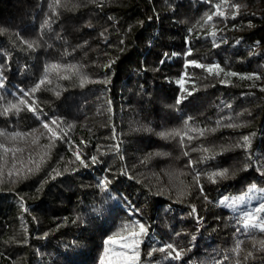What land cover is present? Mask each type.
I'll return each instance as SVG.
<instances>
[{"label":"trees","instance_id":"obj_1","mask_svg":"<svg viewBox=\"0 0 264 264\" xmlns=\"http://www.w3.org/2000/svg\"><path fill=\"white\" fill-rule=\"evenodd\" d=\"M51 3L0 0V132L32 133L0 136L23 149L14 158L0 148V264H124L131 230L121 229L133 223L147 229L139 264H264L253 246L264 233L237 231L264 201L248 193L264 189V0H228L207 24L222 0H62L55 12ZM54 63L79 73H51L26 98L35 113L5 114ZM46 122L62 138L50 139ZM173 130L187 135H159ZM222 169L226 178L208 179ZM246 193L235 210L220 203ZM168 244L180 259L160 251Z\"/></svg>","mask_w":264,"mask_h":264},{"label":"snow or ice","instance_id":"obj_2","mask_svg":"<svg viewBox=\"0 0 264 264\" xmlns=\"http://www.w3.org/2000/svg\"><path fill=\"white\" fill-rule=\"evenodd\" d=\"M227 2H228V0H222V3H219V4H217L215 6L216 11L214 13L206 14V19L204 20V23L207 24L210 21H212L214 15L223 17L224 16V12L221 9H222V7L224 5L227 4ZM61 6H64L62 4V0H52V3L49 5V7L52 9L53 12H55L56 9L58 7H61ZM232 7L238 9L239 5L238 4H234V5H232ZM45 25H47V21L45 22ZM215 34H216L215 32L211 33V35H213V36H215ZM24 43L30 49L34 47V44L31 43V42L24 41ZM191 63L194 64L196 67H204V68H206V70L210 74L213 72V67L219 69L218 65L213 66V67H208V66H205V65L198 64L195 61H192ZM61 68H63L65 70V72H69V73H72V74H78L79 73V69H78L77 65H59V64H55L54 63V64H51V65L47 66L46 69H45L44 76L34 86V88L31 89L30 92L29 91L24 92L23 93V97L19 100V102L10 104L7 108L4 109V113L7 114L8 112L13 111V110L19 112V111H22V110H25V109L35 113L37 111V107L35 105V101H33L32 104H29L28 100L26 98L30 97L33 93H35L37 90H39L42 85H44L46 83L47 84H51L52 81L49 78V76L53 72H55L61 79H70L71 78L70 75H60L59 70ZM216 74H219V71H217ZM227 75H236V73H228ZM243 78L253 79L252 76L243 77ZM256 78H259V77H256ZM80 79H81V86H83V84L87 81V77L81 76ZM179 83H181V85L183 86L184 81L181 80ZM0 87H3L2 83H0ZM189 94H191V93H189ZM183 98L184 97H181L180 99H183ZM180 99L177 100V103H180ZM50 124L51 125H55V126H57V128H59V123H58L57 120H52L50 122ZM50 124L46 122V123H43V125H42V127L44 129H46L48 133H51L50 139L51 138H56V139L62 138V137L57 135V132L54 131L53 127H51ZM227 126L228 127H234L236 125L229 124ZM193 131H196V130L193 129ZM200 134L202 135L203 132H201ZM29 135H32V133H24V134L15 133V134L11 135V137H7V136H5L4 133L0 132V136H5L6 139L10 138L11 140H16L17 137L29 136ZM159 135H161L162 137H165V138L179 136V137H181V140H183V136L187 135V133H184L182 135V133L179 130H173V131H170V132H161V133H159ZM191 138L192 137H189V139H191ZM32 142H33V144H36L38 142V138L34 139ZM81 143L83 144L84 141H81ZM250 145H251V138L249 136H244L243 137V143L241 145H238V146H241V147H244V148H248V147H250ZM44 147L48 148L49 145H46ZM114 147L116 148L117 151L119 150V146L118 145H115ZM0 148L4 149L5 153L12 152L14 158H15V152L23 151V149H19V148H17V149L6 148L4 146V144H2V143H0ZM203 151L207 152L208 149H203ZM73 154L76 156L77 160H80L81 163H84V161L81 160V157H80V154H79V150H78V146H77V151H75ZM204 158L207 159L208 157H204ZM91 159H92L93 163L98 162L97 158L95 156H93ZM43 160H44V156L41 157V162H43ZM33 163H35V161H33ZM39 167H40V164L37 163L35 170L38 171ZM27 171L29 173H31V172L34 171V169L33 168H28ZM57 174H59V173H57ZM228 174H229V170L228 169H222V170H219V171L211 173L208 176V179L211 182L215 183L217 181V178H220V179L226 178L228 176ZM195 180L197 181V183L199 182V175H197L195 177ZM110 183L111 182L108 181L107 179H105L102 182V186L104 187L105 190H107V186ZM256 191L264 193V189H257L256 185H251L250 188L248 189V193H252V192H256ZM201 192H203V188H201ZM181 194L183 195V192ZM246 197H247V199H252V197L249 196L246 193L245 195H240V196H237L236 198L224 197L220 201V203L225 205L228 208H231V209L235 210L236 205L239 204V203L244 202ZM193 213H195V208H193ZM262 213H264V201L259 203V205L257 207H255L254 209L243 211L242 214L237 219V223L240 225V227L237 228V231L239 232V231H241V229H243L245 232H248L250 230H258L259 232L264 233V215H261ZM137 227L139 228V231L135 230ZM127 231H130V236L123 238L125 240V243H123L121 245V247L129 249V251L131 252V255L130 256H126L125 253H123V252H121L120 254L122 256H125L124 264H139V259H140V257H139V245H140V243H142V237L147 235V229H146L144 224H139V223L124 224L122 226L121 232H127ZM119 235H120V232L114 234V236L109 237L105 241V255L107 254V252L109 250V246L110 245H114L116 243V236H119ZM128 240H130L131 242L127 243ZM240 243L241 242H237L236 247L233 249V252L237 256H239L240 252H241ZM257 244L259 245L260 250H264V240L254 241L253 246L255 247ZM166 250L169 252V255H171L173 252L175 253V255L173 256L174 259H180L181 255H182V252H183V250L174 249L171 244L167 245V249H165V248H161L160 249V251H162V252H164ZM149 255H150V253H149ZM251 256H252V253L248 252L247 255L244 257V259L247 260ZM224 259L227 260L228 257L225 256ZM102 264H103V261H102ZM214 264H222V262L221 261H214ZM235 264H241L240 260L237 259L235 261Z\"/></svg>","mask_w":264,"mask_h":264}]
</instances>
